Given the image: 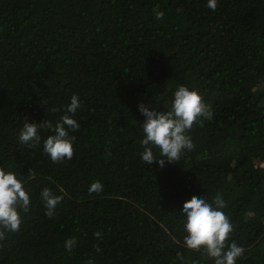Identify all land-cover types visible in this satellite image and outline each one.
I'll use <instances>...</instances> for the list:
<instances>
[{
	"label": "trees",
	"instance_id": "16d2710c",
	"mask_svg": "<svg viewBox=\"0 0 264 264\" xmlns=\"http://www.w3.org/2000/svg\"><path fill=\"white\" fill-rule=\"evenodd\" d=\"M180 85L212 116L187 133L195 147L177 164L149 166L138 106L168 111ZM73 94L71 160L43 152L48 129L35 149L20 144L24 122L54 126ZM0 168L31 201L0 264H214L183 246L181 210L217 194L234 225L228 243L245 249L236 264H264V0H218L215 11L207 0H0ZM44 188L63 197L51 219Z\"/></svg>",
	"mask_w": 264,
	"mask_h": 264
},
{
	"label": "clouds",
	"instance_id": "9594fccd",
	"mask_svg": "<svg viewBox=\"0 0 264 264\" xmlns=\"http://www.w3.org/2000/svg\"><path fill=\"white\" fill-rule=\"evenodd\" d=\"M217 5L218 0H207L209 9L215 11ZM154 12L156 19L163 18V12L155 9ZM80 107L79 97L73 94L70 104L65 109L66 114L62 115L54 126L48 120L42 124L24 122L19 132L20 144L35 149L41 143L39 130L48 129L54 134L44 139L43 152L53 163H62L65 159L71 160L74 155L75 137L69 132L79 130V124L72 115ZM138 110L145 118L141 125L143 133V138L140 140L143 147L141 159L149 166L155 161L159 168H163L166 162L176 163L183 153L192 151L195 145L187 133L201 118L210 119L212 116L210 107L198 91L190 90L184 85L178 86L173 93L168 111L149 110L144 104H140ZM51 111L57 112L60 109L53 108ZM154 148L159 150V156L154 153ZM106 154L111 155L110 152ZM31 174L35 175L34 172ZM88 191L90 194H99L103 191V185L99 181H94ZM40 196L44 201V216L53 218L56 206L63 197L55 195L49 188H44ZM30 203V194L25 189L24 183L15 173L0 168V242L6 240L7 233L20 231L23 223L21 212H29ZM225 207L226 203L222 195L217 194L212 203L207 202L203 197L193 196L184 202L181 210L185 217L183 228L186 233L183 246L192 251L203 250L214 259V264H236L237 259L245 252L244 247L236 242L228 243L234 225L222 211ZM93 236L99 240L103 233L95 232ZM76 244L75 238L67 239L64 243L65 251L71 254ZM94 247L97 253L101 251L98 246ZM177 259H183L181 253H177ZM87 264H95L94 259H89Z\"/></svg>",
	"mask_w": 264,
	"mask_h": 264
}]
</instances>
